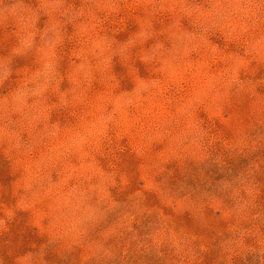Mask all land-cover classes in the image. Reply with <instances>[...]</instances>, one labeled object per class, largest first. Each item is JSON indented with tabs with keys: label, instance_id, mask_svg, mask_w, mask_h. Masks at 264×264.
I'll return each instance as SVG.
<instances>
[{
	"label": "rangeland",
	"instance_id": "374dc122",
	"mask_svg": "<svg viewBox=\"0 0 264 264\" xmlns=\"http://www.w3.org/2000/svg\"><path fill=\"white\" fill-rule=\"evenodd\" d=\"M0 264H264V0H0Z\"/></svg>",
	"mask_w": 264,
	"mask_h": 264
},
{
	"label": "clouds",
	"instance_id": "9594fccd",
	"mask_svg": "<svg viewBox=\"0 0 264 264\" xmlns=\"http://www.w3.org/2000/svg\"><path fill=\"white\" fill-rule=\"evenodd\" d=\"M6 11H10L12 14H18L19 9L17 7H12L10 9H7Z\"/></svg>",
	"mask_w": 264,
	"mask_h": 264
}]
</instances>
